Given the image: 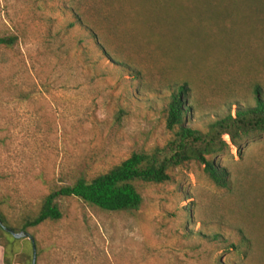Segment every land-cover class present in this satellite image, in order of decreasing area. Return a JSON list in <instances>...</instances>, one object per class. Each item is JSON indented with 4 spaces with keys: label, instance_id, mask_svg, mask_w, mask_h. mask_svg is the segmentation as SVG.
<instances>
[{
    "label": "rangeland",
    "instance_id": "rangeland-1",
    "mask_svg": "<svg viewBox=\"0 0 264 264\" xmlns=\"http://www.w3.org/2000/svg\"><path fill=\"white\" fill-rule=\"evenodd\" d=\"M7 36L18 40L0 46V212L16 232L51 192L168 146L175 85L202 131L256 106L257 87L264 96V0H0ZM223 139L230 148L208 159L230 189L192 161L139 184L137 212L58 200L60 221L27 229L36 264H264V134L241 153ZM0 243L33 264L30 239Z\"/></svg>",
    "mask_w": 264,
    "mask_h": 264
},
{
    "label": "trees",
    "instance_id": "trees-1",
    "mask_svg": "<svg viewBox=\"0 0 264 264\" xmlns=\"http://www.w3.org/2000/svg\"><path fill=\"white\" fill-rule=\"evenodd\" d=\"M17 40L16 36L0 37V46L12 48ZM104 45L99 46L100 51L107 54ZM119 66L124 73L134 74L133 77L139 74L127 65ZM170 92L171 95L166 99V129L175 134V139L168 146L149 153H134L105 174L92 180L80 177L72 186L51 192L44 198L38 214L25 220L22 231L27 232V229L46 222L60 221L63 214L58 200L67 198H76L107 212H137L143 204L138 191L139 184L159 185L170 182L172 169L192 161L205 166V173L216 186L230 189L232 182L227 169L208 157L223 154L230 148L224 136H228L232 145L241 153L244 141L264 134V96L260 88L255 89L256 106L239 107L236 115L230 111L228 115L213 121L207 131L194 129L188 124L191 109L188 106L190 89L187 84H177ZM1 224L9 228L0 212V234H6ZM0 245L5 249L4 264L16 263L10 259L7 246Z\"/></svg>",
    "mask_w": 264,
    "mask_h": 264
},
{
    "label": "water",
    "instance_id": "water-1",
    "mask_svg": "<svg viewBox=\"0 0 264 264\" xmlns=\"http://www.w3.org/2000/svg\"><path fill=\"white\" fill-rule=\"evenodd\" d=\"M1 226L3 227V229L9 233L10 235H12L15 239H30L33 243V249H34V252H33V264H36V256H37V253H36V245L34 243V239L31 237V235L28 233V232H25V231H21V232H16L10 228H7L5 227L3 224H1Z\"/></svg>",
    "mask_w": 264,
    "mask_h": 264
},
{
    "label": "crops",
    "instance_id": "crops-1",
    "mask_svg": "<svg viewBox=\"0 0 264 264\" xmlns=\"http://www.w3.org/2000/svg\"><path fill=\"white\" fill-rule=\"evenodd\" d=\"M5 262V249L2 245H0V264H4ZM19 264V263H14Z\"/></svg>",
    "mask_w": 264,
    "mask_h": 264
}]
</instances>
